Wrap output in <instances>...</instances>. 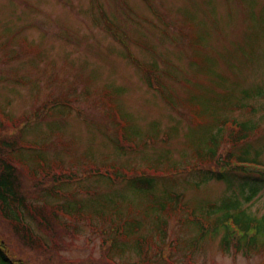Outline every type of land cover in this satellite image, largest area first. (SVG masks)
<instances>
[{
	"label": "rangeland",
	"instance_id": "rangeland-1",
	"mask_svg": "<svg viewBox=\"0 0 264 264\" xmlns=\"http://www.w3.org/2000/svg\"><path fill=\"white\" fill-rule=\"evenodd\" d=\"M260 94L264 0H0V138L23 143L30 201L60 214L48 232L30 222L42 254L1 216L0 242L24 264H263L188 222L224 200L264 214L257 175L229 185L189 168L226 120L256 125L264 163Z\"/></svg>",
	"mask_w": 264,
	"mask_h": 264
},
{
	"label": "trees",
	"instance_id": "trees-1",
	"mask_svg": "<svg viewBox=\"0 0 264 264\" xmlns=\"http://www.w3.org/2000/svg\"><path fill=\"white\" fill-rule=\"evenodd\" d=\"M259 96L264 95L260 94ZM226 121L230 127L235 128V131L229 136L231 143L225 146L221 145L226 142L223 135L224 126L227 125L225 123L219 127L217 133L209 136L210 139L206 141V146L196 150L198 163L190 165V170L205 177L207 182L215 180L230 185L236 182L235 178L238 174L247 176L255 174L260 181L264 182V169L258 168L262 164L264 168V163L259 157L260 152L258 151L252 156L250 143H247L255 132L256 125L250 121L242 123L235 120ZM22 147L23 143L18 142L17 136L10 135L7 138L6 136L0 138V216L11 223L10 226L15 228L20 239L24 240L23 244L26 247L34 248L42 254V251L48 250L50 245L48 242H44L43 237L36 232L31 223L36 222L40 226L39 228L45 232L51 231L58 222L59 213L52 210L51 206L46 208L33 204L27 196V193L40 187L38 185L30 187L23 180V175L20 172L22 167L19 166L20 161H17L15 156V153L20 152ZM206 165L207 167H205ZM138 177L141 176L137 174L136 177H132L129 174L124 178H129V180L133 178L136 186L144 191L151 188L150 180H135ZM113 182L115 181L113 180ZM48 190L52 195V187ZM174 198L180 200L181 203L184 200L181 194H174ZM160 205L161 211L170 216L177 209V206L174 205L169 207ZM183 207L187 206L183 205ZM207 208L209 209H206L207 213H201L198 216L194 215V210L190 211L188 222L197 225L199 241L215 238L219 239L222 251L227 254L234 252V255L243 254L248 258L254 255H263L264 257V214L254 215L238 201L232 200H224L221 205L211 204ZM211 215H216L212 217V221L208 220ZM183 222L185 223V221ZM198 247L194 249H198ZM195 251L192 250V252ZM162 257L165 260V253ZM160 260L159 258L158 261ZM0 264L24 263L13 260L9 250L6 249L3 242H0Z\"/></svg>",
	"mask_w": 264,
	"mask_h": 264
}]
</instances>
